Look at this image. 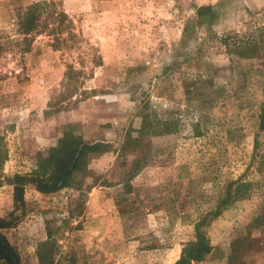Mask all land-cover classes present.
<instances>
[{"label": "rangeland", "instance_id": "rangeland-1", "mask_svg": "<svg viewBox=\"0 0 264 264\" xmlns=\"http://www.w3.org/2000/svg\"><path fill=\"white\" fill-rule=\"evenodd\" d=\"M43 1L30 51L0 53V218L17 217L2 232L22 264L46 241L51 264H175L204 218L193 264H264V0H0V34ZM70 64L85 73L61 96ZM66 132L113 147L70 186L28 181L17 209L13 177L56 180Z\"/></svg>", "mask_w": 264, "mask_h": 264}, {"label": "trees", "instance_id": "trees-1", "mask_svg": "<svg viewBox=\"0 0 264 264\" xmlns=\"http://www.w3.org/2000/svg\"><path fill=\"white\" fill-rule=\"evenodd\" d=\"M56 7V2H35L32 5L27 7L20 8L17 15V25L19 38L13 39L8 35L0 34V53L3 51H19L23 56L25 53L30 51L31 45L37 33H40L41 30H44L49 25L44 24L41 21V15L46 11L48 7ZM56 15L63 17L65 13L63 11H55ZM53 16V14H52ZM52 30H58V28H53ZM55 33V31H54ZM61 33V31H59ZM74 33H71V36H74ZM34 36V37H33ZM66 38L57 37L55 38V46H61L66 42ZM83 69L75 67L74 64L68 65V69L65 72V83L64 90L61 92V96L68 94L71 96V93L77 92L78 83L81 80V75L84 74ZM1 76V75H0ZM51 106H59V101H56ZM149 108V104L146 105ZM151 113L149 111H144L142 113V124L139 128V133L144 134L151 126L150 120ZM260 125L264 128V104L260 109ZM127 137L123 141L120 149H123L127 143L132 141L139 142L138 138L132 137L131 132L126 133ZM113 145L106 142H95L90 144L85 142L82 138L76 137L73 133L66 132L64 137L59 141V144L56 147L51 149L50 156L48 158V163L53 167L54 174L53 177H56V180H42L36 178H28L22 175H15L12 179V184L14 186V201L16 208H22L25 204V186L28 181L35 182L36 187L45 193H50L57 191L63 187L70 186V175L80 167V165L85 161L87 154L90 152H104L111 150ZM17 217L15 213H11L9 217L0 218V259L6 261L7 264H22L21 257L17 249L10 243L8 238L4 235L2 230L6 227H9L13 224L14 220ZM206 219H202L196 223L195 228V240L190 241L182 251L180 258L176 261L175 264H193V262L201 261L208 253H210L212 246L210 240L207 237V233L203 230V225L205 224ZM48 241L41 243V249L38 251L40 264H51V255L50 248L46 245Z\"/></svg>", "mask_w": 264, "mask_h": 264}]
</instances>
